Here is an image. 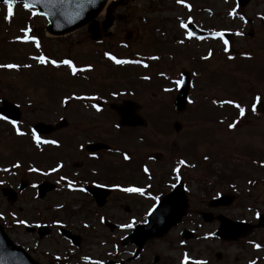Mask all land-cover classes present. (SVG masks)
I'll return each instance as SVG.
<instances>
[{"label": "rangeland", "instance_id": "obj_1", "mask_svg": "<svg viewBox=\"0 0 264 264\" xmlns=\"http://www.w3.org/2000/svg\"><path fill=\"white\" fill-rule=\"evenodd\" d=\"M185 4L189 7H185ZM233 9L236 10L235 15L229 16L228 13ZM6 10V5L0 3V64H16L20 67L0 68V106L3 102H9L20 107L19 127L25 133L39 122L55 126L63 117L71 127L63 132L40 135L42 139L56 140L58 143L41 144L37 148L29 135L17 136L12 126L0 121V223L16 243L27 245L37 259L51 261L59 249L60 239L56 233V237L36 242L32 234L26 233V225L46 223L59 228L65 227L67 221L94 220L85 210L77 215L75 205L78 196L48 193L39 199L36 186L33 187L47 179L44 175L46 168L52 167L51 163H56L58 158H83L80 147L83 148L94 138L85 136L79 130L74 131L72 125L88 118L82 112H88L86 108H91L93 103H102L107 108L131 100L140 106L139 112L147 124L160 125L159 128L148 126L137 131H116L104 127V130L98 131V139L106 141L114 151L101 153L102 158H123L124 153H116L117 149L129 152L127 154H131L132 158L158 155L163 158V162L153 164L151 169L158 167L164 174H169L177 167L175 161L184 160L186 164L194 165L186 168L187 173L183 172L190 193V216L184 227L191 226V217L200 209L199 204L214 194L208 188L222 181L216 177L206 178L203 171H225L226 176L235 178V183L244 190L246 181L254 178L255 172L248 170L252 166L250 158H264V115L259 103L256 113L251 111L255 97L259 96L264 103V81L260 80L264 78L261 75L264 74V39L262 45L253 47L255 52L247 60L245 52L249 51V46L245 44L244 38L235 34L241 33L242 22L239 18L241 11L234 0H182L180 4L176 0H129L116 10L124 14L128 21L119 26L123 29L119 33L120 38L125 30L132 33L126 47L119 46L118 38L117 43L103 39L104 44L100 46L88 37L89 33L85 29L64 37H54L46 30V19L39 15L32 16L22 4L13 7L14 15L10 20L4 19ZM254 12V8H249L246 14L253 18ZM189 18L192 23L199 22L208 33L231 31L233 35L228 45L230 52L224 51L219 38L187 39L185 29L180 28L179 24L187 23ZM153 22L156 23L154 26ZM25 27H30L29 35L38 39L39 51L33 43L16 40L17 36L23 35L21 29ZM255 28L264 36V24L261 21H257ZM248 29L244 28L245 31ZM181 40L183 43H178ZM40 53L56 61L71 59L77 68L90 65L91 70L72 76L64 65H41L30 59ZM105 53L117 59L140 63L117 65ZM151 56L158 59H149ZM205 56L208 59H202ZM254 58L257 60L252 61ZM26 64L31 67H23ZM144 64L148 67H143ZM183 70L192 75L191 103L178 113L173 103L179 85L173 82L182 79ZM144 76L149 79H143ZM74 95L95 96L98 99H69L67 104L61 103ZM214 99H231L239 103L245 108V116L239 117L238 110L231 105L213 104ZM65 107L68 108L64 110ZM237 119V126L228 129L227 125ZM110 122L102 120V123ZM176 124L180 126L178 131L174 128ZM64 133L69 134L65 140L67 147H61L63 144H60ZM204 156L208 157L206 161L201 160ZM31 162L40 166L38 172L29 171V168H35L31 167ZM16 164L20 166L14 167ZM185 167L181 165L179 170ZM23 184L26 187L21 189ZM2 189L18 192L16 202H8L1 193ZM131 215H137V212L133 211ZM203 232L201 230L199 233ZM92 233L100 234L99 230ZM105 236L86 248L87 252L83 255L88 258L87 264H95L96 261L105 264L110 260L141 264L129 263L127 257L132 249L122 247L119 242L114 243L112 236L108 235L112 244ZM175 238L176 232H173L149 243L147 248L160 255L170 256L163 257L165 264H174L177 260L181 264L184 254L190 260L192 257L205 259L208 249H219L218 244L206 238L196 242L179 240L178 237V245L174 242ZM227 251L231 258L238 253L236 247ZM43 254L46 256L43 257Z\"/></svg>", "mask_w": 264, "mask_h": 264}, {"label": "flooded vegetation", "instance_id": "obj_2", "mask_svg": "<svg viewBox=\"0 0 264 264\" xmlns=\"http://www.w3.org/2000/svg\"><path fill=\"white\" fill-rule=\"evenodd\" d=\"M124 4L125 1L123 0L121 6L123 7ZM249 8L255 9L253 18L246 14ZM240 11L241 16L245 18V20H241V32L244 36L245 44L249 46V51L245 53L252 55L255 52L253 47L262 45L264 39V36L257 32L255 28L258 20L264 24V20L261 19V17H264V0H252L248 5L240 8ZM107 17L108 13H105L98 20L102 23ZM176 21L178 22V16ZM127 22V17L124 14L115 11L113 27L109 33L97 40V44L100 46L104 44L103 39H111L116 43L119 39V46L124 47L126 44L122 43L124 34L122 38L119 36L123 29L119 28V26ZM196 23L201 30L206 32V28L202 27L199 22ZM155 24L153 22V25ZM246 27L249 28L247 31L244 30ZM88 37L91 38V35L88 34ZM97 105L101 111L97 112L92 107L86 108L88 112H82V114L88 115V118L77 125H72L74 131L79 130L85 136L93 137L94 140L91 142L101 141V139H98V131L104 130V127L106 129L114 128L116 131H137L147 129L148 126L156 128L160 126L159 124L155 125V123H146L142 127H122L119 124L120 116L113 109V106L109 105L106 108L101 103ZM67 108L65 107L64 110ZM59 120V124L52 125L57 128V131L62 132L70 127L65 117ZM102 120H110L111 122L102 123ZM103 152L110 151H100L94 154L84 151L83 158H58L56 163H51L52 167L46 168L47 179H43L35 185L37 189L41 183L47 182L49 183V188L52 185L54 186V189L49 194L59 193L64 196H78V202L75 205L78 212L77 215H79L81 210H85L94 217L93 221L90 218L77 219V222L67 221L66 226L63 228L67 231L69 238L61 234V226L53 228L46 223L34 224L36 231L32 235L36 242L43 241L44 238L51 236L56 237V233L60 239L58 242L59 249L57 248L58 251H55L52 260L49 262L46 259H37L30 252L41 264H74L80 262L87 264L88 258L83 255L87 252V247L91 246L98 238L105 236L104 234L106 233L105 239L109 242L108 235L112 236L111 239L114 243L125 241V238L134 232L136 225L144 224L147 221L149 214L159 199L170 192L178 183V173L175 176V172L164 174L158 167L151 169L152 162H160L162 160L158 156H154L151 159L130 158L129 160H124L123 158H102L100 154ZM203 160L206 161L204 158ZM250 160L252 166L248 170L255 172V174L254 178L246 181L247 187L245 190L235 183V178L230 179V177H227L225 171H203L206 178L216 177L222 181L208 188L213 190L214 194L207 198V201L199 204L200 209L193 213L191 217L193 218L191 226L184 227L181 225L178 228L175 227L169 234L176 232L174 242L177 244L178 237L184 239L189 236L196 242L206 238L218 244L219 249H208L205 259L199 260L201 257L196 259L193 257L195 261H202L204 264H250L251 261H255V264H264V158H250ZM57 164H61L63 167L58 171H51ZM31 167L40 168L34 162H31ZM145 167L148 168V173L143 171ZM62 176L65 177L64 180L60 179ZM68 181L74 182L73 188L67 187ZM249 181H252V183H249ZM126 187L143 188L145 194L127 193L120 190ZM80 189H83V191ZM217 198H219V201L216 205H210ZM65 207L66 204H64ZM133 211H136L137 215H131ZM257 213H259V216H257ZM128 223H131L132 227H122ZM40 225L48 227L45 228V232H49V234L43 238L40 237L38 229ZM96 230H99V235L92 233V231ZM201 230H204L203 234L199 233ZM154 241L157 240L152 239L146 242L139 252L136 247L130 245L129 248L132 249V254L127 258V261L141 264H159L160 262L165 264L164 258H169L170 256L166 254L160 255L156 251L153 252L147 248L148 244ZM113 242L110 243L114 244ZM256 244L261 245V247L257 249L255 247ZM231 247H236L238 250V253L232 258L227 251ZM44 256L46 254H43ZM120 264L125 263L122 262ZM174 264H178V260Z\"/></svg>", "mask_w": 264, "mask_h": 264}, {"label": "water", "instance_id": "obj_3", "mask_svg": "<svg viewBox=\"0 0 264 264\" xmlns=\"http://www.w3.org/2000/svg\"><path fill=\"white\" fill-rule=\"evenodd\" d=\"M22 1V0H17ZM246 3L249 0H242ZM107 0H92L91 3H87L86 0H67L66 3L57 4L55 7L40 6L36 7L39 9V13H46V17L49 21L48 32L53 35H65L76 31L86 25L89 26L91 32L95 31L97 28L94 24L95 18L104 9ZM83 4V7H80ZM79 13V14H78ZM109 27V24H105V29ZM188 76V75H187ZM190 88V78L186 77L184 85L178 95L176 100V107L180 111L184 110L186 107V99ZM125 109L123 107L119 108L122 114V123L136 125L142 123L141 119L133 115V111L137 107L133 104L126 103ZM130 106V110L124 112ZM4 109H12L8 104L4 105L1 111ZM16 112V109H12ZM17 117V115L15 116ZM37 129L41 132L47 133L46 127L40 125ZM42 196L45 195L46 189L41 186ZM5 195H9L10 198H14V194L10 192H5ZM12 198V199H13ZM176 200L175 192L166 197L161 203V206L157 209L154 216L148 225L140 227L138 229V234L142 235L141 239L136 241V244L140 247L148 238H153L156 236L164 235L170 227L174 226L180 221V219L185 215L188 204L186 195L184 194L182 186L178 187V207L172 208V202ZM44 235V234H42ZM0 264H38L30 258V256L21 248L16 246L6 235L3 227L0 225Z\"/></svg>", "mask_w": 264, "mask_h": 264}, {"label": "snow or ice", "instance_id": "obj_4", "mask_svg": "<svg viewBox=\"0 0 264 264\" xmlns=\"http://www.w3.org/2000/svg\"><path fill=\"white\" fill-rule=\"evenodd\" d=\"M16 2H17V0H3V3H4V5H6V8H7L6 15L4 16L5 20H10L13 17V15H14L13 4L16 3ZM66 2H67V0H22L23 8L26 11L30 12L32 16L46 15V13H38L36 11H33V9L37 5L45 6V7L49 6V5H52L53 7H55L57 4H63V3H66ZM86 2L87 3H91L92 0H86ZM176 2L178 4H180V3H182V0H176ZM184 6L185 7H189L186 4ZM80 7L82 8L83 4H80ZM189 10H190V8H189ZM235 12H236V10L233 9L232 11H230L228 13V15L229 16H234ZM239 18L242 21L245 20V18L243 16H240ZM261 19L264 20V17H261ZM191 23H192L191 18H189L187 23L181 22L179 24V27L182 28V29H185L186 38L187 39H192V38L201 39L202 37H194V33L192 31L188 30V26ZM21 32L23 33V35L22 36H17L16 40H18V41H20L22 43H29V42L33 43L35 45V47L37 48V50L39 51L40 44H39L38 39L34 35H29V33L31 32V28L30 27L22 28ZM235 34L236 35H242V33H240V32H237ZM211 36L214 39L215 38H219L223 42L224 51L225 52H227L229 50L228 49L229 41L227 39H224V33L223 32H212ZM178 43H183V40L178 41ZM105 56H107V58L109 60L113 61L117 65L129 64V63H140L139 61H130V60L117 59L114 56L110 55L109 53H105ZM209 56H211V51H209ZM228 58L232 59L231 56H229ZM30 59H32L33 61H35L36 63L41 64V65L51 64L53 67H60L61 65H64L70 71L72 76H75L78 72H81V71H90L91 70V66L90 65L87 66V68H77L73 64V61L71 59H63V60H60V61H56L54 59H49L47 56H45L42 53H40L38 55H35V56H31ZM149 59L156 60V59H158V57L151 56V57H149ZM202 59H208V57L205 56V57H202ZM18 67H20V65H16V64H0V68H6V69H15V68H18ZM23 67L30 68L31 65H27L26 64V65H23ZM143 67H148V65L144 64ZM161 75H163V73H161ZM194 75H195V73H194ZM142 78L145 79V80L149 79V77H147V76H144ZM173 83H175L177 85H180V84L183 83V81L178 79V80L174 81ZM164 91H171V89H164ZM69 99H75V100L91 99V100H96V99H98V97H95V96H93V97H82V96H79V95H74L72 97L65 98L64 100H62L61 103L67 104ZM189 102L191 103V101H189ZM260 102H261V98L259 96L255 97L254 102L251 104V111L253 112V114L256 113L257 104L260 103ZM212 103L213 104L219 103L221 106L222 105H231L232 107H234V108H236L238 110V116L239 117L242 118V117L245 116V108L242 107L239 103H237V102H235V101H233L231 99H225V100H220V101H217V100L214 99L212 101ZM91 107L93 109H95L97 112L101 111L100 107L97 104H95V103L91 104ZM0 120L5 121L6 123L10 124L12 126L13 130L15 131V134L17 136L29 135L31 140L35 143L37 148H39L41 144L56 145L58 143L56 140L42 139L35 129H31L28 133H25L24 131H21V129L19 127V123L20 122H18L16 120H13V119H10L6 115H0ZM221 123H222V121H221ZM238 123H239V119L234 120L231 123H229L227 125V127H228V129L231 130V129L235 128ZM203 158L205 160L208 159L207 156H204ZM123 159L124 160H129L130 157H129V155L127 153H125V154H123ZM181 165L187 166V167H194V165L186 164V162L184 160H179L177 162V167L173 168V171L174 172H178L179 171V166H181ZM19 166H20L19 164L14 165V167H17V168ZM62 167H63V165L57 164L55 168L51 169V171H53V172L58 171ZM4 171H7V169H4ZM29 171L37 172L39 170L36 169V168H29ZM143 171L145 173H148L149 170H148L147 167H145L143 169ZM47 174L48 173H44V175H47ZM177 178H179V177H177ZM60 179L64 180L65 177L62 176V177H60ZM249 183H252V181H249ZM73 185H74L73 181H68L67 182V187L73 188ZM33 187H35V185H33ZM80 190L83 191V189H80ZM120 190L123 191V192H127V193H138L140 195H144L145 194V190L143 188H139V187H126V188H122ZM257 216H259V213H257ZM20 223H24V221H20ZM122 227L130 228V227H132V224L131 223L124 224ZM255 247L257 249H259L261 247V245L256 244ZM57 259H59V257H57ZM187 261H188V257L185 256L183 264H187ZM95 264H101V262L96 261ZM193 264H204V262H202V261H194ZM250 264H255V261H251Z\"/></svg>", "mask_w": 264, "mask_h": 264}]
</instances>
